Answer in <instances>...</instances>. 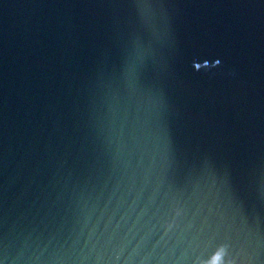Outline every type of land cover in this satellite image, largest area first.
Segmentation results:
<instances>
[{
    "label": "water",
    "instance_id": "obj_1",
    "mask_svg": "<svg viewBox=\"0 0 264 264\" xmlns=\"http://www.w3.org/2000/svg\"><path fill=\"white\" fill-rule=\"evenodd\" d=\"M0 264H264V0H0Z\"/></svg>",
    "mask_w": 264,
    "mask_h": 264
}]
</instances>
